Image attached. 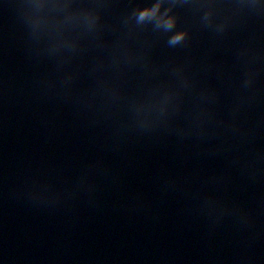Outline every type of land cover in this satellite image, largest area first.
Masks as SVG:
<instances>
[{
    "label": "water",
    "instance_id": "water-1",
    "mask_svg": "<svg viewBox=\"0 0 264 264\" xmlns=\"http://www.w3.org/2000/svg\"><path fill=\"white\" fill-rule=\"evenodd\" d=\"M0 264H264V0H0Z\"/></svg>",
    "mask_w": 264,
    "mask_h": 264
},
{
    "label": "clouds",
    "instance_id": "clouds-1",
    "mask_svg": "<svg viewBox=\"0 0 264 264\" xmlns=\"http://www.w3.org/2000/svg\"><path fill=\"white\" fill-rule=\"evenodd\" d=\"M155 11H156L155 9H153V10H145V11H143V12L140 13L139 19L140 20H144L145 18H148L150 16H153L155 14ZM168 26L171 27V22H168ZM182 38H183V34L178 35V36L174 37V39H173L172 42L173 43H176L177 41H179Z\"/></svg>",
    "mask_w": 264,
    "mask_h": 264
}]
</instances>
